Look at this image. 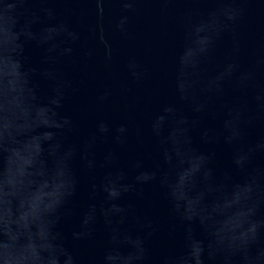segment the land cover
<instances>
[{
	"label": "water",
	"instance_id": "water-1",
	"mask_svg": "<svg viewBox=\"0 0 264 264\" xmlns=\"http://www.w3.org/2000/svg\"><path fill=\"white\" fill-rule=\"evenodd\" d=\"M0 264H264V0H0Z\"/></svg>",
	"mask_w": 264,
	"mask_h": 264
}]
</instances>
